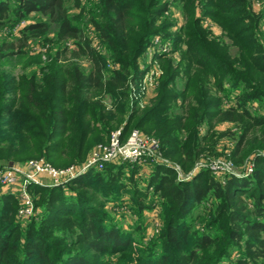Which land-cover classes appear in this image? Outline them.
I'll return each instance as SVG.
<instances>
[{"label":"trees","instance_id":"16d2710c","mask_svg":"<svg viewBox=\"0 0 264 264\" xmlns=\"http://www.w3.org/2000/svg\"><path fill=\"white\" fill-rule=\"evenodd\" d=\"M66 1L0 0V26L10 11L18 16L39 11L58 22L59 39L78 38L77 49L64 47L45 69L50 79L45 85L47 94L7 98L9 91L0 92V168L38 157L55 166L82 162L93 142H104L112 129L121 126L124 133L138 128L156 137L162 156L188 171L209 142L213 128L230 122L239 130L232 158L239 165L252 152L250 173L228 172L219 179L205 166L182 180L174 166L152 164L147 183L162 207L164 221L157 234L162 253L145 264H219L229 248L241 245L245 254L238 264H264V117L246 105L254 99L264 100V42L251 31L258 19L251 0H200L204 12L232 40L235 54L227 52V44L210 41L201 31L193 14L195 0H179L188 21L173 35L175 45L185 44L181 57L185 82L176 94L180 103L169 108L163 105L176 96L168 97L166 89L175 87L171 82L179 69L162 54L157 56L161 78L164 76L160 91L144 110L130 97V83L142 72L136 70V59L144 43L165 26L160 21L165 6L156 5L155 0H102L101 20L95 25L109 57L119 63L118 68L106 69L105 57L91 47L80 27L70 23ZM72 1L78 4L79 0ZM45 28L42 21L26 27L41 32ZM245 31H249L247 41L241 37ZM12 47L9 44L10 53ZM79 56L87 59L88 66L79 62ZM225 76L233 87L247 88L229 105L216 95L224 88ZM204 122L206 131L200 135ZM126 167L107 163L65 186L29 185L34 206H41L42 212L36 214L41 221L28 225L22 242L16 238L17 199L2 193L0 264H97L99 254L129 245L127 237L103 221L105 196ZM136 202L140 209L151 207L145 195L140 194ZM197 206L202 213L186 220ZM199 222L209 228L197 229ZM54 228L69 231L72 238L64 243L68 247L63 248L53 236Z\"/></svg>","mask_w":264,"mask_h":264},{"label":"rangeland","instance_id":"374dc122","mask_svg":"<svg viewBox=\"0 0 264 264\" xmlns=\"http://www.w3.org/2000/svg\"><path fill=\"white\" fill-rule=\"evenodd\" d=\"M12 3V2H11ZM158 6L164 5V14L161 17L163 25L158 28L147 41L140 55L136 59L137 71L140 74L137 77L134 85L142 88L141 98L138 101V106L141 110L146 109L155 101L160 88L159 83L162 69L160 68L158 55L165 54L166 58L173 59V63L178 65V75L174 77L171 84L175 87H167L170 95L175 96L178 91L183 88L185 77L182 76L184 64L181 63L182 52L185 44L175 45L173 43V35L179 33V29L184 27L188 21L182 3L179 0H155ZM102 0H79L78 4H74L72 0L65 2L66 13L71 24L81 28L85 38L89 44L98 53L105 57V68H118L119 63L115 62L108 55L106 43L102 41L95 21H100L98 16L102 9ZM251 10L258 16L257 23L252 26L255 36L260 42H264V0H251ZM201 6L200 0L194 1V17L198 18L202 32L207 33L208 40L217 39L221 41L223 46H227V52L236 53V48L232 45V40L226 36V32L222 27L207 15ZM8 19L0 26V92L9 91L6 94L7 98L18 97L19 94H27L31 98H35L36 94H47L46 82L50 81L49 76L44 71L51 65L55 54L64 47L67 50L77 49L76 42L78 38H67L61 40L57 36L58 22H54L47 15L39 11H32L22 16L13 14L12 11L8 14ZM137 16L140 14H136ZM44 22L46 28L43 32L39 29L28 30L26 27L37 22ZM158 21V24L161 23ZM249 31L242 34V38L247 41ZM8 44V46H7ZM9 44H12V52H9ZM227 44V45H226ZM233 56V55H232ZM79 62L88 66V61L84 56H79ZM153 71V73H152ZM44 80L45 83H44ZM223 90L216 95L220 98L222 104L229 105L233 103V97L240 92L247 91V88L233 87L232 83H227V77L223 78ZM19 99H16V102ZM180 97L168 98L163 103L165 107L179 105ZM162 105V104H161ZM162 105V106H163ZM249 110L261 117H264V100L254 99L247 104ZM113 130V129H112ZM206 131V122L200 126V135ZM239 130L230 122H220L213 128L212 136L209 142L205 145L202 154L192 164L191 169L184 171L180 168L182 176L187 175L194 167L197 170L207 166L211 173L216 178L221 179L227 171V168L233 169L234 174L243 175L246 171V166L252 162L253 153H247L241 164H237L232 158V149L235 143L236 135ZM105 136V141L108 138ZM98 142H93L91 148ZM87 153V155H88ZM86 155V156H87ZM168 165H172V161ZM84 161V160H83ZM82 161V162H83ZM81 163V162H79ZM117 164H126L127 167L121 169V174L116 181L114 187L109 194L105 196L103 206V221L107 227H115L124 237H127L129 245L121 250H116L112 253L104 252L95 258L97 264H145L147 260L154 259L161 255L162 251L157 240V234L163 226L162 207L160 199L152 194L151 187H148V178L151 173L153 163L135 164L128 161H121ZM215 168L214 171L212 168ZM227 167V168H226ZM229 170V169H228ZM74 190V189H73ZM69 191V193H71ZM73 193V192H72ZM145 195V200L151 204V207H138L136 198L140 195ZM41 206L38 205L35 216L32 219H16L19 222L17 230V240L22 242L25 236V230L28 225L34 221H41L38 216L41 213ZM38 213V215H36ZM202 213V207L197 206L189 214L186 220H193V216ZM197 229L207 230L209 227L205 222H199L195 226ZM213 231V228H211ZM60 239L59 244L65 248L68 247V240L72 238L69 231L54 228L53 236ZM245 254L244 246L229 248L228 252L223 255L219 264H238L237 261L243 258Z\"/></svg>","mask_w":264,"mask_h":264},{"label":"built area","instance_id":"2783aa9c","mask_svg":"<svg viewBox=\"0 0 264 264\" xmlns=\"http://www.w3.org/2000/svg\"><path fill=\"white\" fill-rule=\"evenodd\" d=\"M153 73V71H152ZM130 97L138 104L142 88L130 83ZM143 93V92H142ZM128 161L135 164L169 162L162 156L159 141L156 137L144 133L138 128H132L124 133L122 127L109 132L104 142L96 143L81 163H71L66 166H55L44 157L29 158L22 163H14L0 168V195L13 194L18 202L16 217L28 219L33 216L37 208L34 206L33 196L29 185L65 186L70 180L89 169H101L107 163ZM180 179L189 178L197 169L194 167L187 175L180 174L179 166L172 164ZM213 169V167H210ZM227 168V167H226ZM229 169V170H228ZM233 169L227 168L226 172ZM252 171V162L246 166L245 174Z\"/></svg>","mask_w":264,"mask_h":264}]
</instances>
